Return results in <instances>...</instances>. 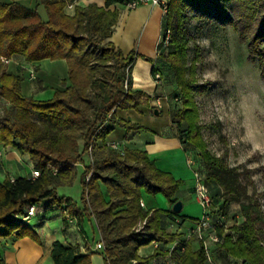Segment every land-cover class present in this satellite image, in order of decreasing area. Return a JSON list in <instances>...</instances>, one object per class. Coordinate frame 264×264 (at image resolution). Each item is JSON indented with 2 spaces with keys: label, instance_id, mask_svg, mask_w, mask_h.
Segmentation results:
<instances>
[{
  "label": "trees",
  "instance_id": "trees-1",
  "mask_svg": "<svg viewBox=\"0 0 264 264\" xmlns=\"http://www.w3.org/2000/svg\"><path fill=\"white\" fill-rule=\"evenodd\" d=\"M74 1L0 0V57L20 58L26 63L64 60L67 67L66 77L45 100L23 92L21 75L0 73V102L4 105L0 144L28 154L39 172L33 179L0 182V237L16 233L17 238L38 241L27 221L13 217L29 206L39 208L46 201L54 206L57 202L60 207L66 205L62 211L73 217L81 234L84 216L93 219L102 248L92 250L85 242L82 252L79 245L54 241L51 264H91V255L97 252L104 264H147L153 257L165 255L174 264H207L201 242L196 241V249L192 246L195 236L177 242L180 236L168 229L184 224L185 217L171 209H146L141 205L143 191L151 195L162 192L172 207L178 201L181 182L158 169L142 149L124 146L114 150L106 146V137L114 127L122 128L125 138L130 131L142 130L119 117L117 111L149 109L147 94L132 86L131 71L139 56L134 51L124 55L110 41L119 15L117 8L110 7H125L130 0L75 6L69 16L63 9ZM40 6L45 19L38 10ZM191 19L200 21L197 30L201 29V20L207 26H230L239 41L247 44L248 58L257 63L264 79V0H169L164 30H170V41L166 47H159L158 54L167 51L165 62L181 99L180 107L169 108L171 126L183 147L193 145L198 150L208 192L210 187L216 188L209 196L219 242L212 243L210 255L219 264H264V193L256 192L248 170L229 167L200 139L194 98L205 89L196 74L200 46L190 33ZM159 70L154 61L151 75L155 80ZM84 153L89 155V164L80 176L82 208H77L70 199L58 198L55 191L73 183L76 165L82 162ZM101 184L106 186L108 199L100 190ZM248 188H252L249 195ZM215 198L217 209L213 208ZM233 202L239 204L242 220L225 228L223 219ZM62 216L65 231L68 219L64 213ZM153 241L160 248L152 256L140 258L138 250ZM168 243L175 245L170 251H162V244ZM0 264H5L1 258Z\"/></svg>",
  "mask_w": 264,
  "mask_h": 264
},
{
  "label": "rangeland",
  "instance_id": "rangeland-1",
  "mask_svg": "<svg viewBox=\"0 0 264 264\" xmlns=\"http://www.w3.org/2000/svg\"><path fill=\"white\" fill-rule=\"evenodd\" d=\"M39 10V8H38ZM42 18L45 13L42 7L39 10ZM192 16V13H191ZM200 23L197 19H191L190 30L200 46V60L196 65V74L199 84L205 91L194 98L196 106V123L201 126L200 139L206 149L216 157H220L229 167H238L240 170H248L253 180L254 188L258 194L264 193V79L261 77L256 62L248 58L247 44L241 43L238 35L230 26L221 27L216 23L206 25L201 20V29L196 26ZM164 32V31H163ZM167 51L157 56L156 62L159 67V79L155 83V91L149 99L156 102H167L168 107H180L181 99L179 90L175 89L172 74L165 62ZM193 55L192 49L188 51V57ZM1 65H3L0 62ZM35 75V74H34ZM34 82V81H31ZM43 94L42 99L47 96ZM150 103V102H149ZM148 103V104H149ZM0 104H2L0 102ZM4 107V105H3ZM154 109H158L157 116L162 117L158 104H149V109L141 107L136 110H144L147 116H154ZM2 115V114H1ZM0 115V116H1ZM131 122V121H130ZM138 125V124H135ZM140 126V125H139ZM176 133V130L173 129ZM172 138H162L151 132H144L138 139L137 145L146 151L151 160L155 161L158 169L172 175L175 180L181 182L178 201L182 203V210L177 213L185 217L184 224L170 226L171 233L180 236L177 242L188 240L189 230L194 222L202 217V208L193 200L194 170L203 176V164L197 149L193 145L184 146L187 150L192 165H188L187 156L180 148H174L169 142ZM89 164V155H82V162L76 165V177L70 186H60L56 189V195L60 199H70L77 208H82L81 177L84 167ZM4 178L0 176V182ZM245 178L241 176L243 181ZM210 195L215 194L216 188L210 187ZM104 197L108 199L106 186L101 184ZM184 193V194H183ZM252 188H248V195ZM142 200L148 209V202H152L157 209H171L169 201L162 192L155 195L142 192ZM213 208L217 209L218 199H212ZM264 207V198L261 199ZM54 205L59 206L57 202ZM62 208L66 205L61 204ZM40 208V207H39ZM39 208H36L39 211ZM49 208L44 213L36 214L30 222H26L32 231H36L43 239H55L63 241L62 213L57 209ZM227 215L223 221L224 227L228 228L242 220L239 216V204L231 203ZM230 214V215H229ZM84 234L77 228L75 220L67 223V234L70 237L78 236L82 243L86 240L88 245H94L99 241V234L92 218L84 216L82 222ZM197 239L193 242V248L198 245ZM212 243L210 244V248ZM99 253V252H97ZM169 259V258H168Z\"/></svg>",
  "mask_w": 264,
  "mask_h": 264
},
{
  "label": "crops",
  "instance_id": "crops-1",
  "mask_svg": "<svg viewBox=\"0 0 264 264\" xmlns=\"http://www.w3.org/2000/svg\"><path fill=\"white\" fill-rule=\"evenodd\" d=\"M90 3L103 6L104 0H75L74 3L67 5L63 10L65 14L72 16L75 6L86 7ZM110 8H117L119 11L118 21H116L117 23L114 26L110 41L118 50H121L124 55L134 51L139 56L135 60L131 71L132 86L135 89L145 92L148 97H152L156 87L151 75V69L160 51L159 43L164 31L165 15L158 6L156 7L150 4L140 5L132 10H128L122 6H112ZM144 57L151 59V62L146 61ZM65 65L66 62L64 60L52 61L45 59L37 63H26L20 58H12L7 65L0 64V73L4 71L6 73L21 75L24 78L22 82L23 92L35 99L45 100L52 96L53 88L59 86L66 77L67 67ZM31 71L35 74L34 82L28 81L29 72ZM43 94L47 96L45 99H42ZM157 101L158 102H156V99H152V101L149 99V104H158L162 112V117L155 115L149 117L144 110H139V112L134 111V109L117 111L116 113L119 117L131 121L132 124L140 125L142 130L130 131L127 138H125L124 130L119 127H114L113 130L108 133L106 142L116 143L120 149L124 146H132L141 149L139 145H137L138 139L142 133L148 131L162 138H172L169 143L174 148H177V144L178 142L180 143V141L176 137L170 123L168 104L166 101ZM179 145L187 156V163L191 161L192 165V159H190L187 150L181 143ZM32 164L28 154H21L10 145L0 144V176L4 178L3 180L13 181L19 177H29L35 170ZM179 193L180 190L178 188L176 193L177 198ZM191 193H193V191ZM142 205L146 208L143 200ZM147 206L148 209L156 208L152 202H148ZM238 214L241 216L240 213ZM35 216L30 217L29 220ZM29 220H27V222H30ZM62 232L64 234V240L60 241L62 244L65 246L79 245L78 247L84 252L85 245L78 236L70 237L67 234V228H65L64 231V226ZM34 233L38 241H34L28 237L17 238L15 235L16 233L6 237H0V258L4 260L5 264L52 263L50 258V247L54 241L58 240L43 239L36 231H34ZM162 245V251H170L175 243ZM89 246L94 250L95 243L94 245L89 244ZM154 250L155 248L152 244L142 246L138 250V256H140V258L150 257L154 253ZM167 256L168 255L153 257L152 260L154 259L158 264H174ZM91 264H104L102 256L98 253L91 255Z\"/></svg>",
  "mask_w": 264,
  "mask_h": 264
},
{
  "label": "built area",
  "instance_id": "built-area-1",
  "mask_svg": "<svg viewBox=\"0 0 264 264\" xmlns=\"http://www.w3.org/2000/svg\"><path fill=\"white\" fill-rule=\"evenodd\" d=\"M168 2L169 0H130L129 2L125 4V8H127L128 10L129 9L132 10L140 5L150 4L156 7L158 6L160 10L163 12V14L165 15L167 13ZM162 34L163 35H162L159 45L161 47H166L169 44L171 32L169 29H166L164 30ZM0 62L4 65H7L10 62V59L6 57H0ZM155 76H156V79L159 78V75H155ZM29 80L31 81L35 80V75L33 71L29 72ZM1 114H3V104H0V115ZM106 146L114 150H117L119 148L118 144L116 143L107 142ZM90 151L91 149L89 148L88 152ZM188 165H191V161H188ZM38 175H39V172L34 170L29 177L33 179V178L38 177ZM193 175H194V185H192L193 194H194L193 200H195V202L202 208V213H201L202 217L198 219L195 222L194 227L189 230V237L195 236L198 242H201L207 264H219L217 261L213 259L212 255H210L211 254L210 244L218 243L219 237L216 235L214 231V226L211 220L212 204H211V199L209 196L208 188L204 183V176L201 173L197 171H193ZM86 178H88V176ZM49 208L62 211V208L60 206H56V205L49 206L48 202L46 201L40 205L39 211H37L36 206H29V208L26 209V211L23 214L16 215L13 218L20 220L21 222H26L27 220L30 219V217L35 216L36 214L44 213ZM62 213L66 215L69 222H72L74 220L73 217L69 216L66 210H63ZM144 224H145V221L142 222V225L138 227V230L141 229ZM150 244H152L155 249L160 248L159 243L156 241H153ZM101 245H102V242L99 240L98 242L95 243L94 250H100L102 248ZM147 264H158V263L153 259V260H150ZM239 264H242V263L239 262Z\"/></svg>",
  "mask_w": 264,
  "mask_h": 264
},
{
  "label": "water",
  "instance_id": "water-1",
  "mask_svg": "<svg viewBox=\"0 0 264 264\" xmlns=\"http://www.w3.org/2000/svg\"><path fill=\"white\" fill-rule=\"evenodd\" d=\"M153 113H154L155 116H157L158 113H159L158 109H154ZM171 210H172L174 213H176V214L179 213V212L182 210V203H181V201H176V202L172 205Z\"/></svg>",
  "mask_w": 264,
  "mask_h": 264
}]
</instances>
